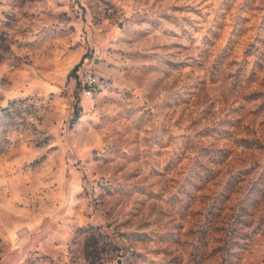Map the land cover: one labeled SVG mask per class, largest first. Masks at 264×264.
Instances as JSON below:
<instances>
[{
	"label": "rangeland",
	"instance_id": "obj_1",
	"mask_svg": "<svg viewBox=\"0 0 264 264\" xmlns=\"http://www.w3.org/2000/svg\"><path fill=\"white\" fill-rule=\"evenodd\" d=\"M0 264H264V0H0Z\"/></svg>",
	"mask_w": 264,
	"mask_h": 264
},
{
	"label": "built area",
	"instance_id": "obj_2",
	"mask_svg": "<svg viewBox=\"0 0 264 264\" xmlns=\"http://www.w3.org/2000/svg\"><path fill=\"white\" fill-rule=\"evenodd\" d=\"M81 82L83 85L88 86L91 91L97 92L100 89V78L96 75L92 68H83L81 71ZM18 247V245H16Z\"/></svg>",
	"mask_w": 264,
	"mask_h": 264
}]
</instances>
